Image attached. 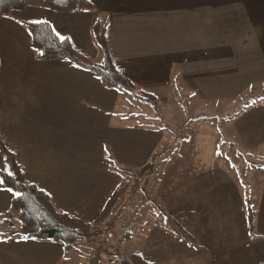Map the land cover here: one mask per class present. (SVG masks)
I'll use <instances>...</instances> for the list:
<instances>
[{
	"label": "crops",
	"instance_id": "1",
	"mask_svg": "<svg viewBox=\"0 0 264 264\" xmlns=\"http://www.w3.org/2000/svg\"><path fill=\"white\" fill-rule=\"evenodd\" d=\"M87 1L93 8L62 12L27 0L0 18V134L24 180L47 193L58 211L92 222L126 183V168L136 172L155 155L154 171L162 152L180 140L209 139L215 159L217 128L228 152L241 156L247 179L241 186L224 165L198 163L202 142L191 174L135 180L144 192L121 197L92 226L93 235L67 249L55 240L10 235L19 227L18 212L11 208L13 191L0 182V221L11 222L0 223V264H123L131 253L149 264H264V0ZM97 18L107 25L114 66L136 91L154 95L157 113L68 59L34 57L25 22H47L92 62H102L91 32ZM156 114L182 135L157 125ZM5 165L0 152V170ZM167 215L193 242L173 230ZM97 231L106 234L103 244ZM119 234V247H107L108 235Z\"/></svg>",
	"mask_w": 264,
	"mask_h": 264
},
{
	"label": "trees",
	"instance_id": "2",
	"mask_svg": "<svg viewBox=\"0 0 264 264\" xmlns=\"http://www.w3.org/2000/svg\"><path fill=\"white\" fill-rule=\"evenodd\" d=\"M44 2L49 8L62 12L72 11L77 8H93V5L87 0H44ZM26 4L27 0H0V18L7 16L12 9L23 8ZM24 25L29 31L31 47L36 59H68L82 68L93 71L107 87L127 91L134 98L149 102L152 108L156 112L158 111L154 95L145 91H136L131 80L121 74L114 66L107 47V25L100 18L96 19L91 28L93 40L103 53V59L100 63L92 62L75 49L68 38L59 37L47 22H25ZM0 152L8 169L13 173L12 176H8L6 172L0 170L2 185L12 189L14 193H20L19 196L13 195L10 202L11 208L18 212L19 220L18 229L11 230L10 235L19 234L21 237L60 241L63 243L64 248L67 249L79 237L93 235L92 226L104 220L111 213L119 196L126 190V185L115 189L109 195L94 220L92 222H84L58 211L47 193L39 189L35 184L24 180L15 155L4 146L1 134ZM154 160L155 155H152L150 160L137 169L136 172L131 168H126L125 170L136 174L152 170ZM115 169L123 170L117 165H115ZM245 216L247 226L252 230L254 212L249 200L245 202ZM167 219L170 220L173 230L178 235L193 242V239L176 221L168 215ZM4 222L7 224L11 223L9 220L0 221V223ZM121 261L123 264H149L139 253H131L128 257L122 258Z\"/></svg>",
	"mask_w": 264,
	"mask_h": 264
},
{
	"label": "rangeland",
	"instance_id": "3",
	"mask_svg": "<svg viewBox=\"0 0 264 264\" xmlns=\"http://www.w3.org/2000/svg\"><path fill=\"white\" fill-rule=\"evenodd\" d=\"M218 94L221 95V96L222 95H225L227 97V94H229V93H228L227 90H220V91H218ZM252 100L253 99H250V101H252ZM140 105L142 106L143 104H140ZM143 106L147 107V106H149V104L148 103H145ZM237 108L238 109H236L235 111H233V114H237L238 110H240V108H242V106H239ZM233 114H232V116H233ZM156 116H158V117L155 118V121L157 122V125L158 124L161 125V128L162 127L163 128H166L172 134L174 133V134H177V135H182L181 130L178 129V128H175L170 123L167 124L165 122V118L163 116L158 115V114H156ZM219 122L222 123V121H219ZM215 131H216V133L218 135V138H217L218 143L216 145V149H217V153L216 154H217V157L215 159H212L210 157V153L208 152L209 149H210V143H211L209 141V139H202V141H200V139H194V138H192V140L190 141V144H188L187 142H182V140H180V144L176 146L177 148H173L172 146H170V147H167V149H165L162 152V157L159 160L160 161L159 162L160 163V166L158 168L156 167V169L154 171H153V167H152V170L143 171V172H140L138 174H136V173H129V171L126 172V174L128 176L127 181L124 184V185H126V190H125V192H123L119 196V199L121 197H123V196H128V197L129 196H132V193L134 194L135 192L138 193V194L141 193V192H144L143 190L141 191L139 189L138 190L136 189L138 187L137 184H136V181H139L140 184H141L142 182L146 183V181L148 179H153L152 177L160 178V177H166V176L172 175L173 177L182 176V178H183V177L187 176L188 174H191L190 173V170H188L189 167H190V165H191L190 164L191 163V160L190 159H196L195 154H197V152L199 151L200 145L202 146V142H203V149L205 150V152H202V150L200 151L198 157L200 159L199 161H201V162H198V163H202V162H206V163H216V162H218V163L224 165L225 167H227L229 169V171L231 172V174L233 175V177L242 186L244 180L247 179V176L243 174V170L241 168V166L243 164L242 158L236 152H235V154L232 153V152H228L227 146L230 149H232V147H231L230 144H228L227 146H225L223 144L224 142L221 143V141L223 140L222 136H224L225 132L224 131L223 132L222 131H219L218 128ZM190 154H193V155L190 156ZM188 155H189L190 158L188 157ZM203 160H205V161H203ZM194 163H197V162H194ZM194 168L196 169V167H194ZM136 175H140V176H138L137 179L133 178ZM173 177H171V178H173ZM120 187H122V186H120ZM117 203H118V201H117ZM128 204H132V197L129 198ZM174 221H176V220H174ZM169 223H170V220H169ZM99 232L100 231H97L95 233V234H97V237L95 239L97 241H101L102 244H103L104 243V239L106 238V234L103 231V233L100 235ZM120 232H122V231H120ZM118 237L119 238H115L114 239V238H112V235L111 236L108 235V240H107V244L108 245H107V247H110L111 248V246H113V247H117L118 248L119 246L117 244L122 243V239H120V238H122L121 235L119 234Z\"/></svg>",
	"mask_w": 264,
	"mask_h": 264
},
{
	"label": "snow or ice",
	"instance_id": "4",
	"mask_svg": "<svg viewBox=\"0 0 264 264\" xmlns=\"http://www.w3.org/2000/svg\"><path fill=\"white\" fill-rule=\"evenodd\" d=\"M3 171L6 172L8 176H12V175H13V173L8 169L7 165L4 166ZM0 182H2V181H0ZM7 190H8L9 192L12 191V189H10V188L7 189ZM14 195L19 196L20 193H14ZM24 239H28V237H24Z\"/></svg>",
	"mask_w": 264,
	"mask_h": 264
}]
</instances>
